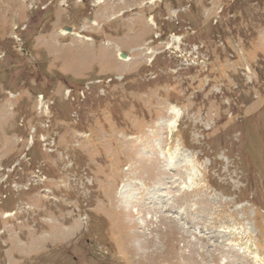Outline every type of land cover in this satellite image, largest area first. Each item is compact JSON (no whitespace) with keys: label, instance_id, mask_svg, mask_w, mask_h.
Here are the masks:
<instances>
[{"label":"rangeland","instance_id":"rangeland-1","mask_svg":"<svg viewBox=\"0 0 264 264\" xmlns=\"http://www.w3.org/2000/svg\"><path fill=\"white\" fill-rule=\"evenodd\" d=\"M251 249L264 260V0H0V264Z\"/></svg>","mask_w":264,"mask_h":264},{"label":"bare ground","instance_id":"bare-ground-1","mask_svg":"<svg viewBox=\"0 0 264 264\" xmlns=\"http://www.w3.org/2000/svg\"><path fill=\"white\" fill-rule=\"evenodd\" d=\"M170 126H171V123H170ZM126 188V187H125ZM121 192H122V194H124L125 193V190L123 191V189H121ZM128 192H130V191H128ZM129 194V193H128ZM125 200H127V199H125ZM126 202V201H125ZM133 205V204H132ZM135 205V204H134ZM168 206V205H167ZM66 221V220H65ZM61 222V221H60ZM75 223V222H74ZM60 225V224H59ZM63 225V224H62ZM76 225H78L77 224V222H76ZM75 225V226H76ZM57 226V225H56ZM72 226H74V225H72ZM76 227H74V228H72V231L71 232H74V230L73 229H75ZM55 232V231H54ZM60 232H62V231H60ZM66 232H68V231H66ZM80 232V231H79ZM43 233V232H42Z\"/></svg>","mask_w":264,"mask_h":264}]
</instances>
